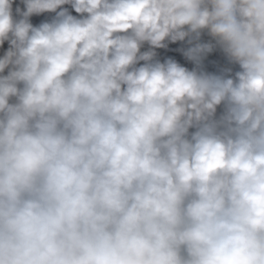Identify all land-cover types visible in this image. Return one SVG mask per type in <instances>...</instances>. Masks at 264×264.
<instances>
[{
	"label": "clouds",
	"instance_id": "clouds-1",
	"mask_svg": "<svg viewBox=\"0 0 264 264\" xmlns=\"http://www.w3.org/2000/svg\"><path fill=\"white\" fill-rule=\"evenodd\" d=\"M0 264H264V0H0Z\"/></svg>",
	"mask_w": 264,
	"mask_h": 264
}]
</instances>
